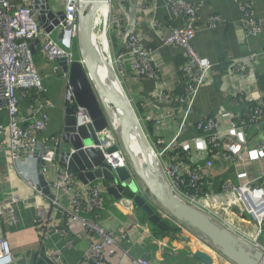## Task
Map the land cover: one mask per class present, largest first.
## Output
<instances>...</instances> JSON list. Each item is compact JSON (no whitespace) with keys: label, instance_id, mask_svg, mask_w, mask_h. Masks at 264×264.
<instances>
[{"label":"crops","instance_id":"obj_1","mask_svg":"<svg viewBox=\"0 0 264 264\" xmlns=\"http://www.w3.org/2000/svg\"><path fill=\"white\" fill-rule=\"evenodd\" d=\"M187 1L196 6L198 16L193 46L201 56L209 58L213 63L203 86L191 103L189 113H183L187 107L184 79L180 70L184 59L183 49L176 45H164L160 39L168 32V26L181 25L180 19L169 13L167 0H155L148 5H145V0H112L122 9L130 24L141 31L149 39L148 44L155 48L153 61L159 73V80L137 78L127 62L124 71L118 75V83L124 90L142 134L149 141L160 139L163 145H170L175 141L182 150L189 153L184 164L202 171L204 189L219 193L225 182L238 184L237 174L241 172L246 173L249 178L264 173V156L251 160L245 149L240 156L230 157L228 149L224 147L225 143L212 152L196 127V122L204 116L222 118L229 115L238 126H242L237 131V140L244 143L242 145L253 148L264 137V117L252 123L247 118L253 107L261 106L264 110V57L248 58L249 53L264 49V0H238L248 1L253 17L261 23L255 34L245 32L240 22L237 0ZM212 16L219 18V23L213 27L209 25ZM153 19L161 24L160 35L151 29ZM54 38H57V34ZM33 57L43 80L44 98L52 103L48 107L49 121L46 130L38 136L39 142L46 145L47 138L58 137L63 126L66 81L61 68L42 59L39 51ZM235 61L245 65L246 72L235 70ZM221 68H224L222 73ZM159 91L165 92L164 99L159 98ZM173 96H179L180 101H173ZM27 105L28 102L21 99L23 116L26 115ZM0 120L7 121L4 106H0ZM229 140L226 139L225 142L229 144ZM138 149L143 152V147ZM207 161L212 164L208 166ZM23 166L36 177L35 164ZM55 177L56 167L51 166L49 179L53 180ZM78 182L77 186H80ZM93 183L103 188L107 186L104 179ZM135 184L140 193V186H144L142 180L135 179ZM12 195L19 198L13 213L4 214L0 218V240L7 241L12 257V261L7 264H85L87 249L90 243L98 241L97 235L83 230L79 221H76L74 230L69 229L64 213L56 209L50 198L41 191L39 193L30 187L19 175L17 166L8 155L2 153L0 204ZM61 200L67 206L68 199L63 197ZM114 202L112 195L103 190L101 200L94 209L80 213L81 217L97 220L103 228L113 231L117 237L124 236L119 243L104 249L100 264H126L125 251L132 257L145 256L155 264L199 262L192 251L202 248L185 246L187 243H199L198 238L190 237L193 229L186 224L171 220L172 223L169 222L165 231L158 227L151 228L152 225L139 220L138 212L141 211L143 215L144 212L134 203L132 207L135 215H125L114 206ZM39 208L43 209L47 218L50 229L48 233L37 220ZM229 215L240 234L252 235L255 232L256 225L253 222L239 219L234 214ZM55 230L58 232H54ZM201 241L207 243L204 239ZM202 250L211 255L213 264H230L206 247ZM54 251L60 253V261L53 258Z\"/></svg>","mask_w":264,"mask_h":264},{"label":"built area","instance_id":"obj_2","mask_svg":"<svg viewBox=\"0 0 264 264\" xmlns=\"http://www.w3.org/2000/svg\"><path fill=\"white\" fill-rule=\"evenodd\" d=\"M238 1V0H237ZM155 0H145V5ZM240 22L247 34H255L260 29L261 23L252 14L251 4L248 1H238ZM46 7L56 16L58 22L47 18L52 25L51 32H46L38 23L34 9V0H0V101H5L6 122L0 120V156L6 153L13 164L17 166L19 175L34 190L40 193L37 181V157H34L35 144L39 142L38 136L47 127L49 121L48 107L52 103L44 98V87L41 75L38 72L30 45L33 40L38 42V50L42 59L58 67L57 59L67 56L73 59V42L78 36V18L81 0H46ZM168 11L172 17L180 19V26H168V32L160 39L164 45H176L183 49L184 59L180 65L184 79V93L187 107L183 113H189L191 103L198 90L203 86L207 74L212 69L213 63L209 58L201 56L193 46L198 22L196 6L187 0H167ZM62 13V18L57 13ZM106 28L111 35V43L107 44L104 52L108 71L111 70L118 80L119 73L124 71L128 62L130 69L137 78L159 80V73L154 64V50L149 39L133 27L122 9L110 0L108 13L104 20ZM219 23V18L212 16L210 26ZM161 24L151 20V29L160 35ZM59 29L57 38L52 32ZM116 48H118L116 50ZM264 57V49L248 54L249 59ZM235 70L246 72L243 64L235 61ZM66 84L64 89V105L74 107L76 127L87 126L91 119L87 111L75 103L71 89L68 86V75L63 72ZM171 96V95H170ZM165 92L159 91V98L164 99ZM173 101H180L179 96H173ZM25 98L28 102L25 113L21 115L20 101ZM172 98V96H171ZM47 108V109H46ZM64 108V107H63ZM117 116L116 111H112ZM264 117L261 106L249 110L248 122H257ZM110 122L111 129L118 128L119 121ZM197 129L201 132L210 151H217L222 145L228 149L229 156H240L246 149L249 159H258L264 156V137L253 148H247L244 143L237 140V131L242 129L231 116L219 118L217 116H204L196 122ZM109 129V127H108ZM107 133H109L107 131ZM229 140V144L225 142ZM49 150H38L40 158L39 171L44 175L49 184L53 197L50 199L56 209L61 210L66 218L69 229L76 228L79 221L83 230L94 233L97 242L90 243L87 249L85 264H100L103 259L104 249L107 246L119 243L122 238L117 237L113 231L103 228L95 219L81 217V212H89L100 201L101 193L105 188L90 183L77 186V177L70 171L60 167L54 161L53 148L57 144V137L47 138ZM146 143L150 147V155L158 165L163 181L168 185L170 192L182 201L206 213L213 221L232 231L245 245L251 246L264 254V245L259 236L264 237V173L254 178H249L246 173L237 174L238 184L223 183L219 193L208 192L203 187L202 171L192 165L184 164L189 153L182 150L175 141L170 145H163L160 139ZM113 144V143H112ZM106 142L99 143L101 149L107 147ZM116 163H110L111 171L120 165H126L122 150L115 152ZM119 157L122 159L118 162ZM36 165V177L23 165ZM211 161H207L210 166ZM51 166L56 167L55 179H49ZM35 171V170H34ZM45 195V194H44ZM47 196V195H46ZM68 199L67 206L63 205L62 198ZM18 197L12 195L0 204V218L4 214H11L18 202ZM114 206L122 210L125 215H135L132 201L127 198L115 200ZM253 222L256 225L252 235L239 233L234 227L232 216ZM37 220L50 231L48 221L43 209H37ZM54 232H58L55 230ZM211 252L218 254L224 261L233 264L208 243H202ZM53 258L60 261V253L53 252ZM126 264H155L145 256L132 257L124 252ZM12 261L7 241L0 240V264ZM195 264H205L197 262Z\"/></svg>","mask_w":264,"mask_h":264},{"label":"water","instance_id":"obj_3","mask_svg":"<svg viewBox=\"0 0 264 264\" xmlns=\"http://www.w3.org/2000/svg\"><path fill=\"white\" fill-rule=\"evenodd\" d=\"M110 3V0H81L78 18V46L81 54L80 60L69 61L67 56L57 59L58 66L68 75V86L71 89L75 103L87 111L91 123L87 126L76 127V116L73 106L65 105L63 108V126L53 148L54 161L62 168L73 173L83 185H88L99 179L107 181L105 191L112 195L114 200L127 198L139 207L148 220L162 229L165 224L160 221V211L155 212L146 200L138 193L135 179L140 178L144 187L159 205L161 211L168 212L172 218L182 221L189 228L200 233L204 240L218 253L233 264H264V254L254 250L251 246L245 245L229 229L213 221L206 213L196 207L182 201L174 196L168 185L163 181L161 172L155 160L150 155V147L146 143V137L142 134L134 112L127 102L122 86L109 70L106 63H101L107 68L109 74L108 85L104 84L100 77L87 64V57L83 54L82 43L83 32L90 33L87 27V20L93 18L100 2ZM34 9L37 14L39 25L46 31L51 32L53 27L48 17L58 20L55 14L46 7V0H34ZM57 16L62 18V13ZM95 52L98 59H101L102 51L95 45ZM30 49L32 54L38 50V42L33 40ZM106 64V66H105ZM5 101H0V106H5ZM116 110L117 116L112 111ZM119 121L118 129L121 136V148L129 159V164L120 165L111 171L110 163H116L117 159L113 154L120 147L110 144L101 149L99 143L105 142L109 123L112 120ZM137 127L140 131L139 145L143 147L144 159L137 160V151L130 138L133 129ZM49 150V147L36 143L33 155L37 157V181L38 189L48 198L53 194L44 175L39 171L40 158L38 150ZM125 191L130 192L131 197L125 196ZM159 210V209H158ZM193 256L205 264H213L211 255L202 250L192 251Z\"/></svg>","mask_w":264,"mask_h":264},{"label":"bare ground","instance_id":"obj_4","mask_svg":"<svg viewBox=\"0 0 264 264\" xmlns=\"http://www.w3.org/2000/svg\"><path fill=\"white\" fill-rule=\"evenodd\" d=\"M97 5V11L95 12L93 18L87 20V27L90 29L91 31V36L90 33L87 31L83 32L82 35V43L84 44L82 46L83 48V54L87 57V64L90 66V68H92L94 70V74L96 73L98 75V77L101 78V80L103 81L104 84L108 85V80H109V74L107 72V68H104L102 66V62L106 63V58L104 55V52L107 48V44H108V39L105 36V32L102 29H97V31L95 30V27L97 26L98 28L103 24L106 15L108 13V9H109V3L108 1L106 2H100ZM102 44V56L101 59L99 60L97 57V54L95 52V45L101 47ZM106 66V64H105ZM115 125H116V120H114ZM105 142L106 145H110L112 143H114L112 137L109 135V133H105ZM140 131L138 130L137 127H135L132 131V133L130 134V138L133 141L134 145H135V150L137 151V160L142 161L145 157H144V153L139 150L138 148L141 147L139 145L138 139H140ZM114 157L117 159V155L113 154ZM121 157H119L120 159ZM122 159L118 160L121 161ZM189 246V245H193L192 249H195L197 247H200L202 249H204V247L199 244V243H187L185 246Z\"/></svg>","mask_w":264,"mask_h":264},{"label":"rangeland","instance_id":"obj_5","mask_svg":"<svg viewBox=\"0 0 264 264\" xmlns=\"http://www.w3.org/2000/svg\"><path fill=\"white\" fill-rule=\"evenodd\" d=\"M97 29H102L104 30L105 32V36L107 37L108 41H109V44L111 43L112 39H111V35L109 33V30L108 28H106V24L103 22V24L98 28L97 26L95 27V30L97 31ZM59 32V29H55L53 32H52V36L54 37L56 34H57V37H58V33ZM90 36H91V31H90ZM102 48V44H101V47ZM72 52H73V59L75 60H80L81 59V54L79 52V46H78V39L76 38L73 42V47H72ZM114 111H116L114 109ZM114 120H112L113 122ZM108 132H109V135L112 137L114 143H116L120 149L122 150L121 148V136H120V131L117 129H111V127L109 126V129H108ZM150 152V151H148ZM122 157H124V161L126 164H129V159L127 157V155L125 154V152L122 150ZM141 185V184H140ZM142 187L141 188V192L139 193L140 195L142 194L143 198L146 200V202H148V204L151 206V208L157 212V211H160L162 214H160V221H162L165 226L163 225L162 227V230L165 231L167 228H168V224L169 222L172 223L171 220H174L172 218V216L170 215V213L168 212H164V211H161L159 205L155 202V200L153 199V197L150 195V193L147 191V189L144 187V186H140ZM145 190V191H144ZM159 209V210H158ZM139 215L138 218L139 220L142 222V223H145L146 225H152L151 228H157V226L155 224H152L147 217V215H143V213H141V211L138 212ZM147 221V223H146ZM164 228V229H163ZM194 230H192V234H191V238H198L197 240L199 241L200 244H202L203 242L201 241L204 237L202 235H198L197 233L195 234L193 232ZM251 234V233H250ZM259 240L260 242L264 245V237L262 236H259ZM186 242V241H185ZM187 242H190V241H187ZM186 242V243H187Z\"/></svg>","mask_w":264,"mask_h":264},{"label":"trees","instance_id":"obj_6","mask_svg":"<svg viewBox=\"0 0 264 264\" xmlns=\"http://www.w3.org/2000/svg\"><path fill=\"white\" fill-rule=\"evenodd\" d=\"M33 56H34V55H33ZM223 69H224V68H221V71H220L221 73L223 72ZM22 100H23V101H26L25 98H22ZM124 194H125L126 197H131V194H130V192H128V191H127V192L125 191ZM100 200H101V197H100ZM83 215H84V214H83ZM83 215H82V216H83ZM83 217H86V216H83ZM173 219H174V218H173ZM174 220H176V219H174ZM181 222H182V221H181ZM182 223H183V222H182ZM192 229H193V228H192ZM193 230L195 231V229H193ZM195 232H196V231H195ZM196 233H197L198 235H201V234L198 233V232H196Z\"/></svg>","mask_w":264,"mask_h":264}]
</instances>
